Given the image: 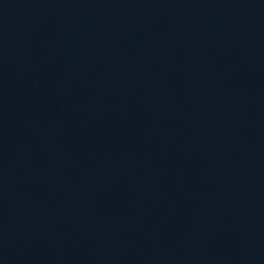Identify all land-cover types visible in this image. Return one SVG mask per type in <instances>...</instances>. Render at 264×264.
I'll list each match as a JSON object with an SVG mask.
<instances>
[{
	"label": "water",
	"instance_id": "water-1",
	"mask_svg": "<svg viewBox=\"0 0 264 264\" xmlns=\"http://www.w3.org/2000/svg\"><path fill=\"white\" fill-rule=\"evenodd\" d=\"M0 264H264V0H0Z\"/></svg>",
	"mask_w": 264,
	"mask_h": 264
}]
</instances>
